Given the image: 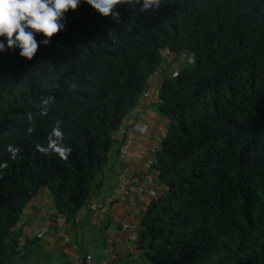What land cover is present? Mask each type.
I'll list each match as a JSON object with an SVG mask.
<instances>
[{"label": "trees", "instance_id": "1", "mask_svg": "<svg viewBox=\"0 0 264 264\" xmlns=\"http://www.w3.org/2000/svg\"><path fill=\"white\" fill-rule=\"evenodd\" d=\"M117 8L113 20L81 3L32 59L0 53V264L30 259L37 239L21 243L17 224L41 189L68 220L84 206L158 70L164 190L142 212L140 264H264V0Z\"/></svg>", "mask_w": 264, "mask_h": 264}, {"label": "crops", "instance_id": "2", "mask_svg": "<svg viewBox=\"0 0 264 264\" xmlns=\"http://www.w3.org/2000/svg\"><path fill=\"white\" fill-rule=\"evenodd\" d=\"M159 81V74L149 78L148 101L140 100L126 115L122 129L114 132L108 163L96 176L91 196L72 219L55 210L46 189L26 204L17 224L22 231L20 242L37 239L31 245L28 264H36V258L44 264H75L86 253L92 254L95 262L140 264L138 250L131 242L135 231L128 226L138 224L146 205L164 190L148 162L158 147L157 137L168 124L153 105L158 101ZM139 120L149 121L147 132L127 137ZM121 146L126 149L125 157ZM134 152L140 156L134 158ZM40 229L44 235L37 238Z\"/></svg>", "mask_w": 264, "mask_h": 264}, {"label": "clouds", "instance_id": "3", "mask_svg": "<svg viewBox=\"0 0 264 264\" xmlns=\"http://www.w3.org/2000/svg\"><path fill=\"white\" fill-rule=\"evenodd\" d=\"M81 3L90 5L98 14L109 17L113 20H116L119 17V11L117 8L118 5H128L131 7L138 6L141 11L149 9L154 10L159 7V0H0V53L10 50H16L17 54L20 57L32 59L37 52L38 45L47 46L51 43V37L53 36V34H56L65 29L67 22L66 13L69 10L74 11ZM37 37H39V39H37ZM164 51L166 50L161 49L162 55ZM169 55L171 54L169 53ZM185 62L188 63L187 61ZM166 65L169 68H174L173 66H170L168 64V61H166ZM180 66L181 65H177L175 67L179 69ZM158 73L159 70L156 74ZM156 74H152L150 77H153ZM145 90H147V87L145 88ZM140 100L141 96L138 102ZM137 105H135L134 108H137ZM122 124L116 131L122 129ZM62 135L63 134L57 122V126H54L50 133V137L54 136L56 139L50 138L49 146L53 148L56 147L57 141L62 137ZM122 147L124 146L120 147V152ZM66 151V148H61L62 154ZM152 157L148 161L149 166L152 165ZM45 189L49 192L47 188ZM128 227H130L131 230L133 229L137 232L139 223L135 224L132 227ZM35 236L37 238H40L36 234ZM136 240L137 238L134 239L131 236L132 243H135ZM137 254H140L139 250Z\"/></svg>", "mask_w": 264, "mask_h": 264}, {"label": "built area", "instance_id": "4", "mask_svg": "<svg viewBox=\"0 0 264 264\" xmlns=\"http://www.w3.org/2000/svg\"><path fill=\"white\" fill-rule=\"evenodd\" d=\"M169 52L167 51H164L163 52V59L166 58L165 60H167L169 57ZM178 60L179 61H187L188 63H192L193 61V58L192 56H184V55H179L178 57ZM148 90H145L143 91V93L141 94V100H147L148 101ZM148 127H149V121L148 120H144V121H137L135 122L132 126H131V132L128 134L127 137H131L132 134L134 133H139V134H145V132H147L148 130ZM121 153L124 155L125 157V154H126V149L125 147H122L121 148ZM133 156L134 157H139L140 156V153L139 152H134L133 153ZM128 173V172H127ZM36 235L38 237H41L43 235V230H40L39 232L36 233ZM137 232L135 231L131 236L132 238L136 239L137 238ZM75 264H105L103 261L101 262H98L96 263L93 259V256L91 254H86L83 258V260L80 262V261H75Z\"/></svg>", "mask_w": 264, "mask_h": 264}, {"label": "rangeland", "instance_id": "5", "mask_svg": "<svg viewBox=\"0 0 264 264\" xmlns=\"http://www.w3.org/2000/svg\"><path fill=\"white\" fill-rule=\"evenodd\" d=\"M185 63H186L185 61L181 62V65H183V64H185ZM176 69H177V67L174 66V68H169V69H168V72H170V73H174ZM27 264H28V263H27ZM36 264H44V263L39 262L38 258H36Z\"/></svg>", "mask_w": 264, "mask_h": 264}]
</instances>
